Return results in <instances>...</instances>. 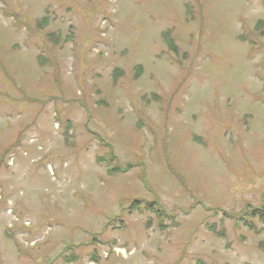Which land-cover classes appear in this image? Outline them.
<instances>
[{
  "label": "rangeland",
  "instance_id": "1",
  "mask_svg": "<svg viewBox=\"0 0 264 264\" xmlns=\"http://www.w3.org/2000/svg\"><path fill=\"white\" fill-rule=\"evenodd\" d=\"M263 193L264 0H0V264H264Z\"/></svg>",
  "mask_w": 264,
  "mask_h": 264
},
{
  "label": "trees",
  "instance_id": "2",
  "mask_svg": "<svg viewBox=\"0 0 264 264\" xmlns=\"http://www.w3.org/2000/svg\"><path fill=\"white\" fill-rule=\"evenodd\" d=\"M169 38H164L165 40H168L167 44L170 47V44L173 46V40L171 39L170 35H168ZM173 49H175V47H171ZM113 160V158H110L109 161ZM130 167V166H126ZM120 167L116 164L114 165V167L112 168V171H117L119 170ZM134 203H132L131 205L133 206V204H135L134 206L137 208H139L138 204L136 201H133ZM143 204V203H142ZM144 208L146 209V211H151L154 213V215L156 216V218L158 219V224L159 228H162L163 226L161 225L163 220L165 219H170V220H174V214L170 213L167 214V211L165 210V208L163 206H161L157 200H153L151 202H144ZM229 217H232L231 219H240L243 224L249 229V230H253V231H257L256 230V225L254 224V220H257L260 224L263 225L264 228V193L262 195V199H261V204L260 206H245L240 212L239 214H226ZM165 227V226H164Z\"/></svg>",
  "mask_w": 264,
  "mask_h": 264
}]
</instances>
